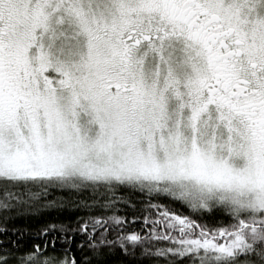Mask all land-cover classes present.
Listing matches in <instances>:
<instances>
[{"label":"snow or ice","instance_id":"snow-or-ice-1","mask_svg":"<svg viewBox=\"0 0 264 264\" xmlns=\"http://www.w3.org/2000/svg\"><path fill=\"white\" fill-rule=\"evenodd\" d=\"M0 264H264V0H0Z\"/></svg>","mask_w":264,"mask_h":264},{"label":"trees","instance_id":"trees-1","mask_svg":"<svg viewBox=\"0 0 264 264\" xmlns=\"http://www.w3.org/2000/svg\"><path fill=\"white\" fill-rule=\"evenodd\" d=\"M68 215V212L61 213L59 211L49 210H42L35 214L25 213L8 221V226L24 230L26 232V239L34 238V233L42 226L53 222H59L68 217ZM116 259H119V257Z\"/></svg>","mask_w":264,"mask_h":264}]
</instances>
